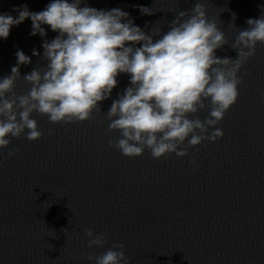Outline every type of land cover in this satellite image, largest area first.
<instances>
[{"label": "clouds", "instance_id": "clouds-1", "mask_svg": "<svg viewBox=\"0 0 264 264\" xmlns=\"http://www.w3.org/2000/svg\"><path fill=\"white\" fill-rule=\"evenodd\" d=\"M82 2L52 0L39 12L25 5L17 10V17L0 14L3 39L12 26L26 19L32 21V36H46L42 25L58 33L42 44L45 65L21 76L20 66L31 64V58L18 50L10 75L0 79V149L8 147L11 138L26 134L27 140L36 141L42 137L33 113L47 116L52 124L92 119L93 112H101L99 102L109 99L117 87L120 74L130 76V86L105 114L108 130L120 133L108 145L123 156H142L148 149L154 159L173 153L185 157L190 148L223 137L217 125L238 100L241 68L255 55L256 45L264 44V15L247 19L248 28L239 30L229 45L199 0L190 10H179L163 34L158 23L146 33L119 8L98 10L81 7ZM139 11L153 14L148 7L141 6ZM226 44L237 58L216 55ZM32 55L40 53L33 49ZM21 78L30 85L25 94L15 91ZM202 110L208 112L203 120L197 115ZM48 134L54 135V130ZM17 151L10 149L9 156ZM191 163L195 166V159ZM84 235L89 248L106 244L104 235L91 228ZM124 247L115 242L87 259L94 264H129Z\"/></svg>", "mask_w": 264, "mask_h": 264}]
</instances>
